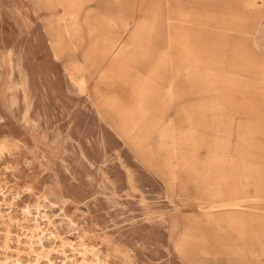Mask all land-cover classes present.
<instances>
[{
	"label": "rangeland",
	"instance_id": "obj_1",
	"mask_svg": "<svg viewBox=\"0 0 264 264\" xmlns=\"http://www.w3.org/2000/svg\"><path fill=\"white\" fill-rule=\"evenodd\" d=\"M47 261L264 264V0H0V264Z\"/></svg>",
	"mask_w": 264,
	"mask_h": 264
},
{
	"label": "bare ground",
	"instance_id": "obj_2",
	"mask_svg": "<svg viewBox=\"0 0 264 264\" xmlns=\"http://www.w3.org/2000/svg\"><path fill=\"white\" fill-rule=\"evenodd\" d=\"M23 214L25 215H27L28 214V212H29V207L28 206H26V207H24L23 208ZM34 216L32 217V221H34V222H40V221H43V219H45L46 217V212H45V210L43 211H38L37 209L35 210V212H34ZM43 217V218H42ZM47 219V218H46ZM48 220V219H47ZM69 221V220H68ZM69 223V225H71L72 226V223L69 221L68 222ZM51 231L52 230H50V231H48V233L46 234V236L45 237H47V239H54V236H53V234L51 233ZM40 238V242L39 243H45V241H44V239H43V237H39ZM38 241H36L35 243H37ZM47 262H49V264H52L53 262H51V261H47Z\"/></svg>",
	"mask_w": 264,
	"mask_h": 264
},
{
	"label": "built area",
	"instance_id": "obj_3",
	"mask_svg": "<svg viewBox=\"0 0 264 264\" xmlns=\"http://www.w3.org/2000/svg\"><path fill=\"white\" fill-rule=\"evenodd\" d=\"M21 210H23V209H21ZM22 214H23V211H22ZM23 216H24V217H27V215H26V214H25V215L23 214Z\"/></svg>",
	"mask_w": 264,
	"mask_h": 264
}]
</instances>
